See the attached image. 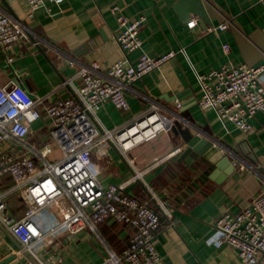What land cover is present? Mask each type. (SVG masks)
<instances>
[{
	"label": "crops",
	"instance_id": "obj_1",
	"mask_svg": "<svg viewBox=\"0 0 264 264\" xmlns=\"http://www.w3.org/2000/svg\"><path fill=\"white\" fill-rule=\"evenodd\" d=\"M180 1L44 0L35 10L26 0H13L8 7L2 1L0 6L26 27L27 37L5 53L0 47V86L15 81L32 97L53 101L73 96L72 85L63 82L82 85L77 73L93 61L99 62L105 75L117 61L123 60L126 66L135 63L142 52L152 57L174 52L126 91L129 110L106 102L97 111L103 128L116 131L157 105L166 128L127 151L112 140L104 142L93 153V169L104 186L141 172L126 191L161 214L156 237L161 264H241L235 249L215 241V223L225 211L236 213L264 193V112L251 119L254 131L243 133L215 109L200 108L197 74L210 73L228 62L251 66L264 62V6L257 0H201L206 18L190 13L183 19L177 10ZM113 6L130 19L145 17L139 33L141 50L125 54L121 49ZM193 19L196 26L191 28L188 23ZM227 20L232 21L228 29L207 31ZM226 44L229 52L224 50ZM52 128L50 119L35 121L28 141L43 145L50 141ZM185 129L193 134L201 131L214 140L233 160L235 170L217 182L212 178L216 165L203 156L180 161L187 147L181 135ZM11 185L8 178L0 181L3 191ZM14 198L16 203H9L6 213L18 218L26 205ZM159 203L170 208V217ZM72 208L69 200L58 199L41 210L38 224L47 236L26 255L15 253L16 243L0 227V261L16 254L8 264H107L112 253H123L129 228L113 218L95 229L86 220L71 221Z\"/></svg>",
	"mask_w": 264,
	"mask_h": 264
},
{
	"label": "built area",
	"instance_id": "obj_2",
	"mask_svg": "<svg viewBox=\"0 0 264 264\" xmlns=\"http://www.w3.org/2000/svg\"><path fill=\"white\" fill-rule=\"evenodd\" d=\"M26 1L31 10L44 2ZM257 1L264 6V0ZM111 10L118 21L116 40L123 52L141 50L143 41L139 33L145 17L130 19L118 6ZM231 24L232 21L227 20L219 26L209 27L207 31H224ZM188 25L195 27L196 20H191ZM26 32V27L0 6L2 52L11 50L26 38ZM224 50L229 52L230 46L224 45ZM174 55L170 52L152 57L142 52L135 63L126 66L123 60L117 61L105 75L100 72L99 62L93 61L77 73L82 85L63 82V85H72L74 95L53 101L48 97H32L15 81L0 86V181L3 178L12 181L7 190L0 187V227L16 243L17 255L33 253L34 247L46 238L47 232L38 224L41 210L58 199H66L73 204L71 221L86 220L95 229L108 218H113L130 229L126 249L121 255L112 253L107 264L162 263L156 248L161 214L148 201L126 191L140 178L141 172L122 183L104 186L93 169V153L109 140L127 151L134 143L166 128L157 105H152L139 118L116 131L103 128L97 111L106 102H112L119 110H129L126 91L130 86L160 68ZM197 78L201 87L200 108L215 109L222 119L232 122L243 133L254 131L251 119L264 112V62L259 66L228 62L210 73L197 74ZM181 106L178 103V108ZM153 116L159 125L148 123ZM41 119L52 121L50 141L43 145L30 143L31 126ZM144 122L148 124V133L142 127ZM137 126H141L144 133L139 140L131 134ZM100 129H103V134ZM53 144L59 147L60 158L51 159ZM126 157L133 166L127 154ZM11 196L18 197L26 205L21 217L6 213ZM158 206L165 215L171 216L169 207L163 203ZM215 229V241L235 249L241 264H264V193L236 213H222Z\"/></svg>",
	"mask_w": 264,
	"mask_h": 264
},
{
	"label": "water",
	"instance_id": "obj_3",
	"mask_svg": "<svg viewBox=\"0 0 264 264\" xmlns=\"http://www.w3.org/2000/svg\"><path fill=\"white\" fill-rule=\"evenodd\" d=\"M3 1L8 7V2L6 0ZM177 10L183 19H188L190 13L206 18L205 8L201 0H181L177 6ZM184 109L186 107H183L181 111ZM181 135L187 147L180 153V161L188 156L193 159H198L200 156H203L216 165V170L213 172L212 178L216 179L217 182H220V180L223 181L227 175H230L235 170L234 162L230 156L214 140L204 136L201 131L193 134L190 129H185ZM15 258L16 255L11 254L0 261V264H8Z\"/></svg>",
	"mask_w": 264,
	"mask_h": 264
},
{
	"label": "bare ground",
	"instance_id": "obj_4",
	"mask_svg": "<svg viewBox=\"0 0 264 264\" xmlns=\"http://www.w3.org/2000/svg\"><path fill=\"white\" fill-rule=\"evenodd\" d=\"M153 122V123H157L156 122V117L153 116L151 121H148V123ZM158 124V123H157ZM159 125V124H158ZM141 126H137L134 129H132L131 134L134 135L133 137H135L137 140L141 139L142 136H144L143 131L140 130ZM142 127H144L143 129L146 130V133L149 132V127L148 124H146L145 122L142 124ZM127 145H130V142L127 143Z\"/></svg>",
	"mask_w": 264,
	"mask_h": 264
},
{
	"label": "rangeland",
	"instance_id": "obj_5",
	"mask_svg": "<svg viewBox=\"0 0 264 264\" xmlns=\"http://www.w3.org/2000/svg\"><path fill=\"white\" fill-rule=\"evenodd\" d=\"M6 147H7V145L4 144V148H6ZM53 147H54V152H53V154L51 155V159H53V158H55V157H56V158H60V156L62 155V153H61L59 147H58L56 144H53ZM9 203H11V204L16 203L14 196H11V197H10V201H9Z\"/></svg>",
	"mask_w": 264,
	"mask_h": 264
}]
</instances>
